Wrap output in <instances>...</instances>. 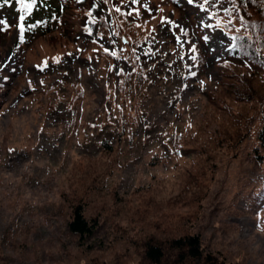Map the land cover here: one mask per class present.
<instances>
[{
  "label": "rangeland",
  "instance_id": "obj_1",
  "mask_svg": "<svg viewBox=\"0 0 264 264\" xmlns=\"http://www.w3.org/2000/svg\"><path fill=\"white\" fill-rule=\"evenodd\" d=\"M233 2L239 5L136 0L140 13L124 19L135 23L138 41L126 39L123 48L99 25L102 14L111 20L102 0H40L26 19L34 32L26 34L16 5L0 6V264H136L131 225L199 233L204 250L229 264H264V143L256 137L264 106L238 151L222 148L204 189L173 209L176 222L171 211L162 225L154 211L146 220L120 214L137 196L178 194L177 178L196 157L192 143L214 128L205 118L208 100L234 33L249 29ZM42 18L50 31L36 25ZM119 77L137 99L116 91ZM175 132L188 133L185 144L169 145ZM103 139L121 154L105 156L108 165L99 156ZM148 186L151 192L135 191ZM73 203L100 220L84 240L66 227ZM103 220L113 222L109 230Z\"/></svg>",
  "mask_w": 264,
  "mask_h": 264
},
{
  "label": "trees",
  "instance_id": "obj_2",
  "mask_svg": "<svg viewBox=\"0 0 264 264\" xmlns=\"http://www.w3.org/2000/svg\"><path fill=\"white\" fill-rule=\"evenodd\" d=\"M238 1L240 2L241 14H243V19L249 29L242 34H236L233 51L235 56H242L247 60L250 69L246 71V68L241 66L243 64L232 62L220 71L218 89L211 94V98L208 100L207 106L211 108V111H208L207 116H205L206 121L214 128L205 136L206 138L199 141H197L198 133L194 135L197 142L196 144L192 143L191 147L195 148L194 154L196 157L177 178L180 185L179 193L172 194L168 198L165 197V202L162 196L149 198L150 193L147 196L148 201L144 197L137 196L134 199L138 202L124 203L121 215L126 214L128 217L136 216L139 219L146 220L149 214L154 211L157 213L155 222L162 225L169 218L170 211L172 215L174 214V208L188 203L184 202L181 205L180 201L193 198L196 196V192L199 193L200 190L204 189L203 183L206 182V175L211 173L214 167L213 161L216 160L219 151L225 148L226 151L235 154L238 151V146L251 133V125L254 119L258 116L261 117L264 106V0ZM128 94L136 99L138 98L133 89L128 91ZM210 119L214 120V124ZM187 134L186 132H175L167 140L169 144L180 143V140L185 144L184 139ZM256 137L259 145H262L264 143V120L256 131ZM100 144L102 149L100 148L101 154L99 156H103L105 164L108 160L104 161L105 156L115 155L118 157V155H121L120 150L108 140L103 139ZM178 147H171L174 154L179 153ZM116 150H118L117 153H115ZM81 175L84 178L86 176L83 173ZM71 184L72 182L70 186ZM76 184H79V182ZM151 189V186L138 187L135 191L140 190L143 193L145 190L151 192ZM187 189L191 191L189 198L185 196ZM154 190L159 193V189L154 188ZM90 206L92 207V205ZM96 207L104 206L96 204ZM155 208L162 209L163 212ZM87 211L78 203H73L66 221L68 232L81 240L91 236L100 222L97 215L87 216ZM109 211V208H105L103 214ZM174 215L177 216V214ZM174 217L172 215L169 221H175ZM178 217L181 218L182 223L188 222L186 217L184 218L181 215ZM112 224V221L107 220L106 222L103 220L102 226L106 227L105 230H109ZM131 226L135 235L132 239L134 246L132 254L139 253L136 264H229L224 259L222 260L212 254L211 251L204 250L199 233L183 231L175 235L174 233L177 232L170 226L171 232H167L168 234H154L148 232L143 226L141 228ZM98 241L99 247L102 246L100 243L102 240ZM108 247L109 245H106L102 248ZM123 253L125 254V252ZM128 254L130 253L125 255Z\"/></svg>",
  "mask_w": 264,
  "mask_h": 264
},
{
  "label": "snow or ice",
  "instance_id": "obj_3",
  "mask_svg": "<svg viewBox=\"0 0 264 264\" xmlns=\"http://www.w3.org/2000/svg\"><path fill=\"white\" fill-rule=\"evenodd\" d=\"M5 2H7V0H5ZM191 2H192V0H189V3H191ZM15 3L20 4V5H23V6H24V11L26 12L27 9H28L33 3H35V0H15ZM19 19H20L21 21H25L26 17H25V15L22 14V15H20ZM37 23H40V21H37ZM20 27H21V29L23 30V28L25 27V25H24V24H21ZM27 27H28L29 29H31V28L35 27V25H33V24H28ZM193 75H194V73H193ZM202 83H203V82H202Z\"/></svg>",
  "mask_w": 264,
  "mask_h": 264
}]
</instances>
